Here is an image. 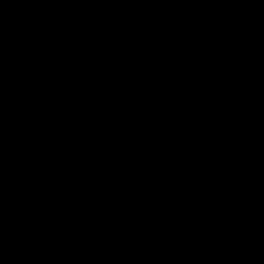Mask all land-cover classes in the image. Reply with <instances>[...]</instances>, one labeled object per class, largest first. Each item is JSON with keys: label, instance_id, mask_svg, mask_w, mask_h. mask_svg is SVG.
<instances>
[{"label": "crops", "instance_id": "1", "mask_svg": "<svg viewBox=\"0 0 264 264\" xmlns=\"http://www.w3.org/2000/svg\"><path fill=\"white\" fill-rule=\"evenodd\" d=\"M121 5L161 80L264 113V0ZM71 13L0 0V264H139L120 220L140 228L143 264H264V131L212 127L141 76L94 4ZM71 66L73 116L28 111L37 82ZM73 142L89 156L74 190ZM42 180L51 193H11Z\"/></svg>", "mask_w": 264, "mask_h": 264}, {"label": "trees", "instance_id": "2", "mask_svg": "<svg viewBox=\"0 0 264 264\" xmlns=\"http://www.w3.org/2000/svg\"><path fill=\"white\" fill-rule=\"evenodd\" d=\"M104 1L108 7L114 12L117 18L120 21L118 26H114L113 28L118 34V37L122 43V46L126 50L125 47V39L129 38L133 40L135 43L144 47L147 52L150 54V46L149 43L139 37L138 35L130 32L126 28H124V12L121 5V0H102ZM94 4L97 9L99 7L97 5L96 0H90V4ZM100 12V10H99ZM101 13V12H100ZM127 52V50H126ZM128 53V52H127ZM129 59L137 69V71L141 74L142 77L145 76L139 71L136 64L133 62L132 58L128 53ZM18 59H16V67L18 68ZM146 79V78H145ZM155 83L159 84L167 93L174 96L180 102L184 103L188 108L193 110L196 114H198L203 120H205L209 125L214 128L226 130V131H243L247 132V129L241 127V123L243 120L249 115V101L244 100L240 104H237L232 107H223L215 104L213 101L208 99L205 96L198 94L197 92L182 86L180 84L171 82V81H163L160 78L155 80ZM25 101L22 97V106L24 107ZM253 211H259L254 210ZM120 226L125 231L129 238L130 245L133 251L136 253L139 264H143L139 255L137 254L135 248V240L140 237L141 230L137 226H128L122 220H120Z\"/></svg>", "mask_w": 264, "mask_h": 264}, {"label": "built area", "instance_id": "3", "mask_svg": "<svg viewBox=\"0 0 264 264\" xmlns=\"http://www.w3.org/2000/svg\"><path fill=\"white\" fill-rule=\"evenodd\" d=\"M71 7L72 13L70 16V24L73 25L78 17L85 15L89 11L90 0H71ZM72 89L73 66H71L70 75L67 80L38 81L36 84L35 95L29 100L27 110L44 113L65 109L73 116L74 107L72 100L69 98V90L71 92ZM15 102L17 108H24L22 106V96L19 91L15 95ZM88 161L89 156L73 142L71 146V155L69 156L67 163V175L72 190H74L76 186L81 170ZM52 190V182L49 180H42L17 183L12 187L11 193L17 195L20 192H27L30 195H45L51 193Z\"/></svg>", "mask_w": 264, "mask_h": 264}, {"label": "water", "instance_id": "4", "mask_svg": "<svg viewBox=\"0 0 264 264\" xmlns=\"http://www.w3.org/2000/svg\"><path fill=\"white\" fill-rule=\"evenodd\" d=\"M96 2L106 22L113 27L118 26L120 21L108 5L102 0ZM124 43L127 52L145 78L151 82L157 80L159 72L147 50L129 38L125 39ZM241 127L250 131H264V113L249 114L241 123Z\"/></svg>", "mask_w": 264, "mask_h": 264}]
</instances>
